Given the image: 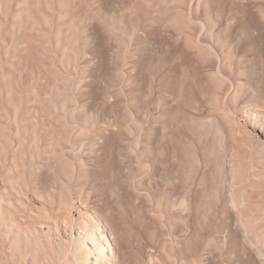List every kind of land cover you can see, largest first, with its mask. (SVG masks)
<instances>
[{
  "label": "rangeland",
  "instance_id": "rangeland-1",
  "mask_svg": "<svg viewBox=\"0 0 264 264\" xmlns=\"http://www.w3.org/2000/svg\"><path fill=\"white\" fill-rule=\"evenodd\" d=\"M256 139L264 0H0V264H264Z\"/></svg>",
  "mask_w": 264,
  "mask_h": 264
},
{
  "label": "bare ground",
  "instance_id": "bare-ground-1",
  "mask_svg": "<svg viewBox=\"0 0 264 264\" xmlns=\"http://www.w3.org/2000/svg\"><path fill=\"white\" fill-rule=\"evenodd\" d=\"M213 119L215 120V118H213ZM253 145L256 148V150L258 151L261 163L264 166V140L261 141V140L256 139V140H254ZM176 202H179L178 199L175 201V203ZM180 202L184 203L185 201L182 199ZM98 225L100 226V228H95V230H92L89 232H86V230L82 231L83 236H84L83 242L84 243H90V244H92V246L94 245L92 251L91 250L87 251V249L81 250L80 254L82 255L83 260L86 261L84 264H109V262H112V260L115 263L114 260H116V257L113 253V248H112V244L114 243V238H113L112 232H111L110 228L107 226V223L105 220L104 221L101 220L98 223ZM65 226H66V229L68 231H71V224L70 223L66 222ZM101 229H103L106 233L102 232ZM72 233H74V232H72ZM64 236H66V235H64ZM111 242H112V244H111ZM249 244L254 245V242L250 238H249ZM260 255H261V257L264 258V252L263 251H260ZM97 257H99L100 259H98ZM208 257H210V256H208ZM88 261H92V262H88Z\"/></svg>",
  "mask_w": 264,
  "mask_h": 264
}]
</instances>
